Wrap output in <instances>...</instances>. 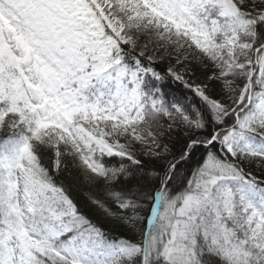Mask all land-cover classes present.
<instances>
[{"label":"snow or ice","instance_id":"snow-or-ice-1","mask_svg":"<svg viewBox=\"0 0 264 264\" xmlns=\"http://www.w3.org/2000/svg\"><path fill=\"white\" fill-rule=\"evenodd\" d=\"M0 264H264V0H0Z\"/></svg>","mask_w":264,"mask_h":264}]
</instances>
